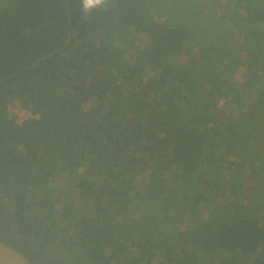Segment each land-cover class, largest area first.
<instances>
[{
	"label": "trees",
	"instance_id": "16d2710c",
	"mask_svg": "<svg viewBox=\"0 0 264 264\" xmlns=\"http://www.w3.org/2000/svg\"><path fill=\"white\" fill-rule=\"evenodd\" d=\"M217 6L0 0V242L31 264H264L238 177L264 193V0Z\"/></svg>",
	"mask_w": 264,
	"mask_h": 264
},
{
	"label": "rangeland",
	"instance_id": "374dc122",
	"mask_svg": "<svg viewBox=\"0 0 264 264\" xmlns=\"http://www.w3.org/2000/svg\"><path fill=\"white\" fill-rule=\"evenodd\" d=\"M209 2V6H211L213 8V11L215 10H221V8H219L220 5L222 4L223 0H216L217 3H214L213 0H207ZM149 8H150V13L153 17L154 20H157L158 22L161 21L163 22L165 19H167V17H172L174 14L178 13V12H174V9L177 7V5H179L181 3V0H147ZM176 5H173V4ZM205 12L201 13L202 15H204ZM175 16V15H174ZM182 20H183V15L181 16ZM137 40L135 42V45H144L147 43V38L146 36H144L143 34L139 33L136 35ZM117 47H122V46H117ZM125 48V46H124ZM130 52H135L133 50H129ZM242 77L241 74L239 76H236L234 78V83L239 84L241 81ZM23 112H22V111ZM26 110L21 108L18 104H10L7 108V113L9 115V117H14L16 123H21L23 120H25V118H27V113L25 112ZM227 171V170H226ZM229 171V172H228ZM227 171V175L230 172V170ZM231 176V174H230ZM229 176V177H230ZM238 177L242 180H244V191H249L251 188V194L250 196L252 197L253 205L254 206H250V210L253 212L254 210H256L260 217V219L264 220V193L262 192V187L260 188L259 183V179H255L253 182V185L251 187V176L248 174V172L246 170H239L238 172ZM169 179V176H168ZM169 186H172L169 183ZM225 191V190H224ZM223 193H225V195L228 194L227 191H225ZM221 199V196H220ZM249 199L245 200V204L247 203ZM183 227V223L176 225V229L179 231L180 229H182Z\"/></svg>",
	"mask_w": 264,
	"mask_h": 264
},
{
	"label": "water",
	"instance_id": "95a60500",
	"mask_svg": "<svg viewBox=\"0 0 264 264\" xmlns=\"http://www.w3.org/2000/svg\"><path fill=\"white\" fill-rule=\"evenodd\" d=\"M0 264H31L19 251L0 242Z\"/></svg>",
	"mask_w": 264,
	"mask_h": 264
},
{
	"label": "clouds",
	"instance_id": "9594fccd",
	"mask_svg": "<svg viewBox=\"0 0 264 264\" xmlns=\"http://www.w3.org/2000/svg\"><path fill=\"white\" fill-rule=\"evenodd\" d=\"M107 4V0H81L82 10L87 14Z\"/></svg>",
	"mask_w": 264,
	"mask_h": 264
},
{
	"label": "built area",
	"instance_id": "2783aa9c",
	"mask_svg": "<svg viewBox=\"0 0 264 264\" xmlns=\"http://www.w3.org/2000/svg\"><path fill=\"white\" fill-rule=\"evenodd\" d=\"M8 108V107H7ZM22 111V110H21ZM23 112V111H22ZM26 113H27V118H30V117H33L28 111H25ZM36 117V116H35ZM27 118H25V120L27 119ZM18 124H20V123H18Z\"/></svg>",
	"mask_w": 264,
	"mask_h": 264
}]
</instances>
